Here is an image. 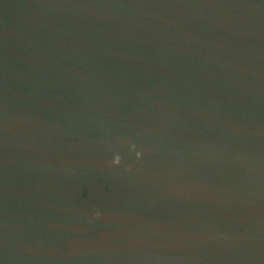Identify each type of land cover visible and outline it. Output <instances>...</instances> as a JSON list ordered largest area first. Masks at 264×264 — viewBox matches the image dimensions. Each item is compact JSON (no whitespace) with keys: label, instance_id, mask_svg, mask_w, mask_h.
I'll return each instance as SVG.
<instances>
[{"label":"water","instance_id":"water-1","mask_svg":"<svg viewBox=\"0 0 264 264\" xmlns=\"http://www.w3.org/2000/svg\"><path fill=\"white\" fill-rule=\"evenodd\" d=\"M0 264H264V0H0Z\"/></svg>","mask_w":264,"mask_h":264}]
</instances>
